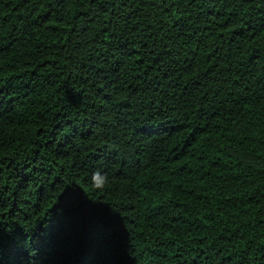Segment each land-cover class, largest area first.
<instances>
[{
  "label": "trees",
  "instance_id": "1",
  "mask_svg": "<svg viewBox=\"0 0 264 264\" xmlns=\"http://www.w3.org/2000/svg\"><path fill=\"white\" fill-rule=\"evenodd\" d=\"M0 180L45 264H108L70 186L135 264H264V0H0Z\"/></svg>",
  "mask_w": 264,
  "mask_h": 264
},
{
  "label": "snow or ice",
  "instance_id": "2",
  "mask_svg": "<svg viewBox=\"0 0 264 264\" xmlns=\"http://www.w3.org/2000/svg\"><path fill=\"white\" fill-rule=\"evenodd\" d=\"M6 183V181L0 180V264H5L4 256L10 251L15 250L17 254L24 253L26 255L32 248L36 249L34 259H37L39 264H45L48 251L45 245L46 239L50 235L51 221L49 220L45 225L43 218H41L38 221V226L33 227L30 224L29 227L32 228V231L29 233L20 228L18 223L9 220L8 216L11 213L9 212L10 205L8 201L12 199V192L4 187ZM69 189L71 193H82L85 207L102 211L112 232L115 233L113 237L112 232L98 228L91 237L95 244L103 248L108 264H135L134 260L130 258L129 249L125 242L124 219L126 217L121 215V209L110 207L108 204L99 201L89 200L82 190L76 186L68 187L62 196L70 197ZM61 197L56 206L60 205ZM60 211H63V207L60 208Z\"/></svg>",
  "mask_w": 264,
  "mask_h": 264
},
{
  "label": "clouds",
  "instance_id": "3",
  "mask_svg": "<svg viewBox=\"0 0 264 264\" xmlns=\"http://www.w3.org/2000/svg\"><path fill=\"white\" fill-rule=\"evenodd\" d=\"M93 179L97 181V186H100V183H102L103 181V178L101 177V174L99 172L93 174Z\"/></svg>",
  "mask_w": 264,
  "mask_h": 264
}]
</instances>
